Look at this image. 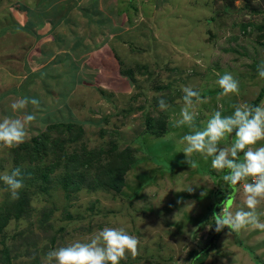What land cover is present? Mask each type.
I'll return each instance as SVG.
<instances>
[{
  "label": "rangeland",
  "instance_id": "rangeland-1",
  "mask_svg": "<svg viewBox=\"0 0 264 264\" xmlns=\"http://www.w3.org/2000/svg\"><path fill=\"white\" fill-rule=\"evenodd\" d=\"M39 35L40 42L29 40ZM262 62L264 0H0V119L13 115V100L35 98L40 107L29 103L25 110L36 115L26 142L45 131L51 142L58 139L51 144L55 157L20 161L30 174L22 176L19 199L0 181V221L10 215L0 231V264H42L49 250L86 242L106 226H123L140 241L138 255L127 253L120 264H264V231L228 235L225 228L206 244L212 225L205 216L222 211L219 193L235 189L234 213L243 207V183L251 181L232 187L211 157L193 154L192 169L177 149L215 111L231 115L232 105L260 94L264 102ZM224 73L239 81V94L218 100L216 81ZM181 86L201 96L194 129L174 126ZM161 98L167 110L159 108ZM71 122L72 131L48 129ZM157 123L167 131L164 140L144 135ZM133 148L144 158L120 191L97 182L101 167L119 165L117 153ZM65 152L79 166L84 159L92 165L67 171L59 166ZM16 153L0 150V174L14 169ZM257 211L264 213V202Z\"/></svg>",
  "mask_w": 264,
  "mask_h": 264
},
{
  "label": "clouds",
  "instance_id": "clouds-1",
  "mask_svg": "<svg viewBox=\"0 0 264 264\" xmlns=\"http://www.w3.org/2000/svg\"><path fill=\"white\" fill-rule=\"evenodd\" d=\"M257 72L258 77L264 79V62L258 65ZM216 83L221 89L218 100L239 94V81L231 73L220 75ZM181 88L183 107L179 119L174 121V126L194 129L196 105L202 102L201 96L192 86ZM29 103L37 109L40 107V101L35 98L15 99L10 104L13 115L0 119V150L19 147L28 139V129L36 120L35 114L25 111ZM158 106L161 110L168 108L163 98L159 99ZM232 107L234 111L231 115L225 116L221 111H215L202 130H192L177 141L178 151L186 156L183 162L192 169L198 167L193 154H199L205 161L211 157V167L214 170H227L223 181L230 186L235 187L242 181H251L243 183L242 186L243 207L233 213L230 208L231 201L224 200L222 211L214 214L215 230L221 232L227 228L228 235L249 228L264 231V222L260 219L264 213L257 211L264 202V146L254 147L258 142L264 141V102L256 106L240 103ZM229 135H233L230 146L221 147V142ZM21 176L19 167L0 174V181L6 186L5 190L10 192L13 200L19 199V191L24 187ZM139 244L137 237L130 235L125 227L106 226L93 233L86 242L77 240L49 250L42 258V264H120L127 253L132 258L138 255Z\"/></svg>",
  "mask_w": 264,
  "mask_h": 264
},
{
  "label": "trees",
  "instance_id": "trees-1",
  "mask_svg": "<svg viewBox=\"0 0 264 264\" xmlns=\"http://www.w3.org/2000/svg\"><path fill=\"white\" fill-rule=\"evenodd\" d=\"M10 29V27L8 26V30ZM12 30V28H11ZM261 95V94H260ZM260 95L258 97H256L254 100L251 101L250 105L256 106L259 105L260 102ZM76 123H59V124H53V125H49L48 129L49 130H65L67 131H72L76 128ZM158 126H154L153 125H149V128L145 131V136L150 137L152 140H164V137L167 135L166 134V130L162 124H158ZM80 128V127H79ZM154 135V136H153ZM144 136V137H145ZM57 138H55L52 142L51 139L49 137L48 132H43L39 137H33L31 139V141H27L23 144H21L19 147H16V156L14 159L15 162V166L21 168V172H22V176H28L30 174V172H27L20 164V161L22 159L26 160V161H30V162H34L36 160H40L42 158H45L48 154L51 155V157H55L57 155L56 151H54L52 148L55 146H51L57 144ZM139 143V146L141 147L140 149H144L142 146V143L138 140L137 141ZM144 145H147V143L145 142ZM63 147V146H60ZM103 148V147H101ZM129 148V147H128ZM127 148V149H128ZM139 149V150H140ZM101 150V149H100ZM137 150V152L139 151ZM168 150H162L163 155L165 154H169ZM147 151V150H146ZM87 152V151H85ZM88 152H95L93 150L88 151ZM103 152L108 153L107 149L104 148ZM123 152H118L117 154L119 158H122L121 163H119V165H115V166H103L99 169V178L97 179V182H101L104 183L106 185V188H113V190L115 191H120L122 189V187L125 185V175L127 174V172L129 173L130 170H133V167L136 165V161L138 164H141L144 156L142 155V157H140V152L139 151L137 154L135 152V149H130L128 151ZM143 152V151H142ZM46 154V155H45ZM116 154V155H117ZM144 154V153H143ZM146 156L150 161L154 160V154L151 152V149L149 151L146 152ZM170 156V155H168ZM47 158V157H46ZM60 165L59 166H64L67 171H75L76 169L80 168V166L86 165V164H90L91 160L89 159H84L82 165L79 166V159L77 156H71L68 153H64L62 156H60ZM63 164V165H62ZM21 176V179H22ZM229 185V184H228ZM138 189H140V187L137 188V194H138ZM233 192V189L231 190V192H226V193H219L220 197L219 199H221V202L225 201H230V199L232 198L231 193ZM234 196V195H233ZM232 200V199H231ZM211 202V201H210ZM215 203H212V205ZM211 206V204H210ZM221 206V205H220ZM214 214H216V211H212V215L211 216H205L206 217V221L208 223H211L212 225V231H210V236L208 237L206 244H208V247L212 244V242L214 241V239L217 237H219L218 235H220L222 233V231L219 233L215 230V217ZM18 217V215H16ZM212 217V219H210ZM10 219V215H5V217L2 219V221H0V231L2 230L3 226L8 222V220ZM201 226H204V223H201ZM205 244V245H206ZM208 247L206 249L203 250H198L196 251V253H201L205 252ZM195 253V254H196ZM194 254V255H195ZM193 255V257H194ZM200 255V254H199ZM192 257V258H193Z\"/></svg>",
  "mask_w": 264,
  "mask_h": 264
},
{
  "label": "crops",
  "instance_id": "crops-1",
  "mask_svg": "<svg viewBox=\"0 0 264 264\" xmlns=\"http://www.w3.org/2000/svg\"><path fill=\"white\" fill-rule=\"evenodd\" d=\"M7 10H9V9H7ZM38 34V33H37ZM43 35H39V36H32V39H30L29 38V40H31V41H41V37H42Z\"/></svg>",
  "mask_w": 264,
  "mask_h": 264
},
{
  "label": "water",
  "instance_id": "water-1",
  "mask_svg": "<svg viewBox=\"0 0 264 264\" xmlns=\"http://www.w3.org/2000/svg\"><path fill=\"white\" fill-rule=\"evenodd\" d=\"M235 193V189L233 190V192L231 193V195H233ZM230 201H231V199H230Z\"/></svg>",
  "mask_w": 264,
  "mask_h": 264
}]
</instances>
